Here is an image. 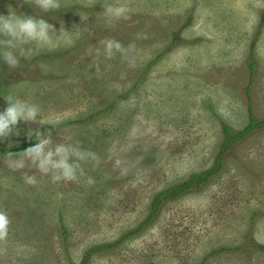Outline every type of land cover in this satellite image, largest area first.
<instances>
[{
    "label": "rangeland",
    "instance_id": "374dc122",
    "mask_svg": "<svg viewBox=\"0 0 264 264\" xmlns=\"http://www.w3.org/2000/svg\"><path fill=\"white\" fill-rule=\"evenodd\" d=\"M9 4L71 38L51 30L50 45L12 49L15 67L0 59V96L37 105L45 121H18L0 148L39 129L83 159L53 180L57 170L13 168L0 153V264H264V128L144 223L157 195L215 164L222 124L243 129L249 110L264 120V0H58L48 11L0 0V13ZM106 4L125 12L105 16ZM109 39L121 45L111 55Z\"/></svg>",
    "mask_w": 264,
    "mask_h": 264
},
{
    "label": "clouds",
    "instance_id": "9594fccd",
    "mask_svg": "<svg viewBox=\"0 0 264 264\" xmlns=\"http://www.w3.org/2000/svg\"><path fill=\"white\" fill-rule=\"evenodd\" d=\"M35 3L44 11L59 6L58 0H35ZM8 9L9 14L0 13V36L4 37V39L0 40V45L3 46L0 48V59L8 67H15L18 64V57L12 51L13 48L28 42H35L38 46L50 45L54 42L51 30L56 29L42 17H34L23 13L17 14L11 4L8 5ZM103 9L104 15L108 17H119L125 12L123 5L106 4ZM60 29L61 25L59 30H56L58 33L56 39L70 40L69 33L71 30H66L65 27H63L62 31ZM113 48L117 50L121 48L118 41L111 39L105 41V53L107 55L112 54ZM32 52L33 49L31 47L27 49L24 47L19 48L20 56L27 57ZM3 99L6 101V107L0 110V139L9 136L10 133L18 135L19 132L16 128L18 121H33L45 124L44 119L39 115L37 105L30 104L11 94L4 95ZM47 131L45 130V132ZM26 135L28 137L34 135L36 142L22 151L8 152L7 155L9 157H14L8 161L10 167L22 168L25 164V159H28L34 162L41 172H48L50 169L57 170L52 176L53 180L61 178L71 179L74 177L76 161H70L69 157L74 156L83 159V153L79 149L62 143H58L54 147H48L51 138L39 129H29ZM25 180L28 183L35 182L33 176H25ZM7 222L6 215L0 212V234H3Z\"/></svg>",
    "mask_w": 264,
    "mask_h": 264
},
{
    "label": "trees",
    "instance_id": "16d2710c",
    "mask_svg": "<svg viewBox=\"0 0 264 264\" xmlns=\"http://www.w3.org/2000/svg\"><path fill=\"white\" fill-rule=\"evenodd\" d=\"M223 125V134H224V140L221 144V148L219 150L218 155L215 158V164L200 173L193 174L190 176L187 180L175 185L172 187L171 190L160 193L159 195L156 196L154 199V203L152 204V211L147 217V220L144 222L145 224L148 223L156 211L158 210L160 204L165 200L166 197L173 198L181 193H184L188 190L194 189V188H200L203 184H205L210 178L215 175L221 168L222 164V159L223 155L236 143L239 141L247 138V136L252 133L255 130H259L264 128V120H257L251 110H249V123L241 130H233L231 127L228 125L222 124ZM36 142L34 135L30 137L29 139H24L23 142L19 145V147L15 149H7V148H0V153L7 155L8 152H19L25 149L26 147L34 144ZM143 223V224H144ZM138 231H136L137 233ZM107 246L99 247L95 250H103L107 248ZM85 263V261H83Z\"/></svg>",
    "mask_w": 264,
    "mask_h": 264
},
{
    "label": "water",
    "instance_id": "95a60500",
    "mask_svg": "<svg viewBox=\"0 0 264 264\" xmlns=\"http://www.w3.org/2000/svg\"><path fill=\"white\" fill-rule=\"evenodd\" d=\"M0 106H1V110L6 107V102L5 100L0 96Z\"/></svg>",
    "mask_w": 264,
    "mask_h": 264
},
{
    "label": "flooded vegetation",
    "instance_id": "af4514ba",
    "mask_svg": "<svg viewBox=\"0 0 264 264\" xmlns=\"http://www.w3.org/2000/svg\"><path fill=\"white\" fill-rule=\"evenodd\" d=\"M0 110H1V108H0Z\"/></svg>",
    "mask_w": 264,
    "mask_h": 264
}]
</instances>
